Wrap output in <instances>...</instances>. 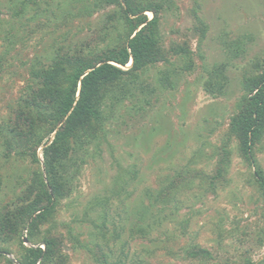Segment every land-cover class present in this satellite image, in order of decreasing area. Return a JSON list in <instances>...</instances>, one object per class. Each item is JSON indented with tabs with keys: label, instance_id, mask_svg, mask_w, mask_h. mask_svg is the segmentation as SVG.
I'll use <instances>...</instances> for the list:
<instances>
[{
	"label": "rangeland",
	"instance_id": "1",
	"mask_svg": "<svg viewBox=\"0 0 264 264\" xmlns=\"http://www.w3.org/2000/svg\"><path fill=\"white\" fill-rule=\"evenodd\" d=\"M25 1L0 0L2 127L31 84L37 60L46 61L58 47L98 51L124 32L109 21L114 13L120 18L117 6L96 10L93 0H36L21 15ZM173 1L161 13L159 45L169 58L174 45H187L194 68L183 69L185 60L173 57L142 72L152 90L136 92L142 101L119 107L85 161L71 165V194L58 201L31 242L27 231L0 239V264H20L22 243L43 247L47 234L62 238L65 264H100L101 252L122 264H264V197L256 169L240 157L229 129L246 95L244 77L264 57V0ZM222 62L228 66L225 93L209 95L207 70ZM168 70L172 87L161 83ZM5 140L0 136V214L25 196L41 198L37 187L46 180L43 148L39 162L20 148L7 157ZM224 148L232 152L228 173L212 187L209 177ZM253 152L264 170V137ZM141 217L151 226L147 236L135 232ZM198 248L209 256L192 257Z\"/></svg>",
	"mask_w": 264,
	"mask_h": 264
},
{
	"label": "trees",
	"instance_id": "2",
	"mask_svg": "<svg viewBox=\"0 0 264 264\" xmlns=\"http://www.w3.org/2000/svg\"><path fill=\"white\" fill-rule=\"evenodd\" d=\"M30 4L37 5V2H23L21 15ZM173 4V0H93L92 5L96 10L119 7L117 11L120 18L115 13L109 16L110 22L118 24L113 27L118 29L122 26L124 30L118 34L116 42L98 51L90 46L89 50L83 47H58L46 56V61L37 60L31 66V84L13 108L8 125L0 126V136H7V157L13 149L20 148L26 150L22 152L23 157L30 156L39 162L38 151L43 148L46 180H42L41 188L37 187L41 198L37 196L31 200L25 196L2 210V241H12L27 231L31 242L38 226L47 221L58 201L71 194L74 187L71 165L79 160L82 163L85 161L84 156L89 154V148L106 135V126L115 117L119 107L130 100H141L137 99L138 93L145 95L146 91L152 90L141 79L144 70L159 63H169L173 57L185 60L183 69L194 68L187 45H174L171 58L159 45L161 13L166 5L170 7ZM148 13L152 14V18H149ZM197 20L198 31L205 35L207 26L200 18ZM7 37L9 43L10 36ZM240 43L237 42L238 48ZM131 63L129 69L124 68ZM227 69V63L222 62L207 70L204 90L209 95L221 96L225 93L228 85ZM172 74L170 70L162 72L163 86H173ZM244 88L246 95L230 121V138L237 140L238 152L244 162L256 169L254 176L264 197V170L253 152L264 137V57L257 60L254 71L244 77ZM134 105L135 108L139 106L137 103ZM231 154L228 148L222 150L215 170L209 177L212 187L222 182L228 173ZM1 187L0 177V190ZM142 223L145 220L141 217L136 235L147 236L151 226H143ZM42 243L43 247H25L22 243L20 264L66 263L61 237L47 234ZM97 248L101 249V246L97 245ZM191 256L206 259L209 252L198 248L192 251ZM99 263L122 264L120 261L111 262L105 252L100 253ZM248 264L256 263L250 261Z\"/></svg>",
	"mask_w": 264,
	"mask_h": 264
},
{
	"label": "bare ground",
	"instance_id": "3",
	"mask_svg": "<svg viewBox=\"0 0 264 264\" xmlns=\"http://www.w3.org/2000/svg\"><path fill=\"white\" fill-rule=\"evenodd\" d=\"M149 15H151V13H149ZM131 67V65H127L126 67H124L125 69H129Z\"/></svg>",
	"mask_w": 264,
	"mask_h": 264
},
{
	"label": "water",
	"instance_id": "4",
	"mask_svg": "<svg viewBox=\"0 0 264 264\" xmlns=\"http://www.w3.org/2000/svg\"><path fill=\"white\" fill-rule=\"evenodd\" d=\"M130 65H132V63H131ZM53 136H54V135H53Z\"/></svg>",
	"mask_w": 264,
	"mask_h": 264
}]
</instances>
